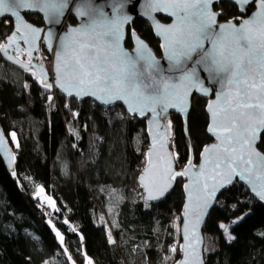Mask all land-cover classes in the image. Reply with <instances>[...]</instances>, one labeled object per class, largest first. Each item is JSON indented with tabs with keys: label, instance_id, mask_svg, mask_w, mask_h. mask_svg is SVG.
<instances>
[{
	"label": "trees",
	"instance_id": "obj_1",
	"mask_svg": "<svg viewBox=\"0 0 264 264\" xmlns=\"http://www.w3.org/2000/svg\"><path fill=\"white\" fill-rule=\"evenodd\" d=\"M219 9L221 20L240 15L230 3ZM32 22L44 25L38 15ZM132 28L160 53L146 22L137 19L128 31ZM12 30V23L0 25V44ZM126 46H133L131 39ZM0 61L7 67L0 82V123L16 152L15 174L0 157V264H84L86 257L92 264H175L180 251L171 249L181 238L175 223L182 222L184 178L178 177L172 192L157 204L137 201L132 192L138 187L136 167L149 149L145 122L62 95L60 104L69 108L57 110L52 89L6 64L1 55ZM206 105L194 97L189 138L183 120L172 114L178 169L191 157V146L198 162L212 141ZM260 149L264 152V135ZM39 188L54 201L52 213L41 208ZM220 225L229 227L233 239H225ZM204 233L206 242L209 236L219 240L215 250L205 251L206 264H264V205L243 185L236 183L219 197Z\"/></svg>",
	"mask_w": 264,
	"mask_h": 264
},
{
	"label": "snow or ice",
	"instance_id": "obj_2",
	"mask_svg": "<svg viewBox=\"0 0 264 264\" xmlns=\"http://www.w3.org/2000/svg\"><path fill=\"white\" fill-rule=\"evenodd\" d=\"M215 3L218 0H143L140 6L144 15L152 18L153 14L161 13L173 18L168 25L154 22L155 34L162 38L159 47L167 68L161 66V60L134 30H126L131 19L126 9L137 7L134 0H115L110 5L111 18L102 6L77 5L75 14L87 17V22L69 27L58 37L55 78L52 82L40 79L46 90H51L55 83L69 96L84 94L103 103L121 101L127 112L140 117L151 113L153 119L161 116L167 119L165 113L169 108L186 112L193 90L204 95L214 91L205 87L202 73L207 74V80L220 85L214 100L207 104L210 122L206 132L215 142L202 148L199 154L202 163L197 167L193 157H189L186 165L176 170L173 161L179 159L178 153L165 152L162 163L155 165L150 151L147 167L139 177L141 187L148 193L146 203L165 197L178 177H188L189 182L184 185L188 199L184 206L185 239L190 228L195 231L217 193L237 180L264 201V153L256 147L261 143L259 133L264 131V0H232L246 16L239 24L236 19L217 24L223 13L212 11ZM248 5L258 10L248 16ZM69 6L70 0H0V23L5 16L16 18L10 21L14 29L10 42L15 43L19 35L31 45L39 30L22 21L17 26L18 10L38 9L51 23L59 25ZM21 27L26 32L22 33ZM53 37L52 30L43 37L46 50L51 49ZM126 39L132 40L131 51L123 46ZM0 51L7 54L5 45L0 44ZM16 51L15 58L7 59L24 68L31 66L33 49H28L27 64L19 59V46ZM167 127L171 129V120ZM10 135L15 140L16 134ZM49 204L54 207V201L49 200ZM220 227L228 231L225 225ZM56 235L63 243L60 232ZM171 251L176 252V247ZM87 264L92 261L88 259Z\"/></svg>",
	"mask_w": 264,
	"mask_h": 264
},
{
	"label": "water",
	"instance_id": "obj_3",
	"mask_svg": "<svg viewBox=\"0 0 264 264\" xmlns=\"http://www.w3.org/2000/svg\"><path fill=\"white\" fill-rule=\"evenodd\" d=\"M134 2L137 3V7L135 9H131V8L126 9V11H129L131 13V19H130L128 25H126V30L128 31L129 28L133 26V23L135 20H137V19L143 20L144 22H146L151 27V29L154 33V36L159 41V43H162V38L158 37L155 34L154 22L159 21L162 24L168 25V24L173 22V18L167 17L161 13H155V14H153V17L150 18V17L143 14L144 9L140 6L143 4V0H134ZM222 2H229L233 5H235L234 3H232V0H218V3H215L211 6L212 11L219 12V11H216L215 6L219 5ZM113 3H115V0H70V6H69V8L65 9L64 14L60 17L61 24H59V25L51 23L49 18L46 17L44 13L39 12L38 9H36V10L19 9L18 11L20 12V20L16 21L17 26H19V24L22 21L25 24H29L32 27L37 28L39 30V33L35 37L34 43L31 45L25 43L19 35L17 36L16 42L12 43V42H10L9 37L13 34V31H14V29H13L11 34L6 38V40L3 44L6 47V53L7 54L5 55L4 51H0V55L6 64L16 68L17 70L31 74V75L33 73H35V75H32L35 81H38L40 83V79L43 78V79H47L49 82H52L55 78V54H56V51L59 50V39H58V37L60 35L64 34V31L67 30L69 27H80L82 24L86 23L87 19H88L87 17H80V16L76 15L75 14V7L77 5H81V4H91L94 7L102 6L104 11H106L109 14V18H111L110 5H112ZM243 6L244 5H241V7H243ZM257 10H258L257 7H255L253 5H248V16H250L251 13H253ZM240 14H241V12H240ZM27 15H38V16H40L43 19L44 25L41 27L35 25L34 23H32L31 21H29L27 19ZM220 16H218V18H217V24L225 23V22H220ZM70 17H72L76 20L75 24L71 23ZM244 18H246V16L241 14V17L236 20L237 24H239V22ZM3 19L4 20H6V19L15 20L16 18H13L10 16H5ZM48 30H52L54 32V37L52 40V47H51V49H48L50 53L54 54V68H53L52 74L47 71L43 62L38 60L40 43L42 40H44L43 37L47 35ZM131 30H134L135 34L138 37L142 38L143 41L148 45V47L151 49V51L155 54L156 58L161 60V66L164 68H167V62L163 58V50L161 49V55H159L156 52V50L148 43V41H146L134 28H132ZM20 31L23 33V32H26V29L21 27ZM126 41H127V39L123 42V46L125 47V49L131 51L133 49V46L131 48L127 47ZM17 46H19V48L21 49V52L19 53V59L24 64H27L28 60L30 59L28 56L29 47H31L33 49L32 57H31V66L24 68L20 64H16L14 62V60H8L7 59L8 56H13L14 58L17 56V51H16ZM22 55H25L27 57V60H24L22 58ZM206 76H207L206 73H202V75H201V79L205 80V87H207L209 89H213L214 91L210 92L208 95H204L202 91L193 90L190 93V96L188 97V100H187V103L185 106L186 112H181V111H178L177 109L169 108L167 110V113H165V115L167 116V119H164L163 116L153 119V115L151 113H147L144 117H140L138 114L129 113L126 111V105L121 101H117V102H113V103H103L101 101L95 100L91 96L84 95V94L77 96L74 93L72 96H69L66 92H62L61 90H59L58 86L55 83L53 84L52 90L55 89L58 93H60V95L64 96L68 100L74 99L77 102H84V101L90 100L94 104H96L97 106L104 108V109L114 108L117 105H122L124 107L126 113L130 117L136 118L139 121H144L146 124V131H147V136L149 139V149H148V152L146 154V159H145L146 167H147V161L149 159L148 153L150 151L152 152V155H151L152 162L155 165H160L162 163V159L165 156V152H170V153L175 155L174 149L172 147L173 138H174V135L172 132V128H173L172 114L179 116L183 120L184 132H185L186 137L189 138L188 120H189V116L191 114V109H192L194 97H198V98H202V99L206 100L207 104L210 101L214 100L215 91L219 90L220 85L218 83H213V82L207 80ZM158 111H159V109H158ZM206 112L208 114L209 122H210V113L207 111V105H206ZM168 120H171V129H168V127H167ZM0 134H2V135H0V157H1L4 165L6 166L7 170L10 173L15 174L16 173V152H15L14 146L10 142V139L7 137L5 131L2 129L1 123H0ZM263 135H264V131H261L259 133L260 140H262ZM208 136L212 139V141L208 144V145H210V144L214 143L215 140L212 136H210V134H208ZM153 137L156 138L155 139V147H153V144H154ZM161 144H163L164 147H161ZM256 147H258V149L261 151V153H264L260 149V144L256 145ZM191 157H193V163L195 165H197V167L202 163L200 156H199V161L195 162L194 152H193L192 146H191ZM173 164H174V167L176 168V170H181V169H178V167H177V160H174ZM140 175H139V177H140ZM139 177H138V186L143 190L144 202H145L148 193L144 188L141 187V182L139 180ZM183 178L185 180V184H187L189 182L188 177L186 176ZM236 183L243 185L244 187H246L249 190L248 186L243 184L242 182L237 180L234 184H236ZM175 184H176V181L173 182L172 188L169 190V192L162 199L152 200V201H148L147 203L146 202L145 203L146 204H157V203L162 202L172 192L173 188L175 187ZM234 184L228 186L225 189H221V191L217 193L215 200L213 201L211 207L207 210L205 216L203 217V219L201 220L199 225L195 228V231L193 232L191 230V228L189 229V235H188L187 239H185V237L182 234L184 223L186 221V217L184 215V207H183L181 231H180L181 243H180V247H179L180 257L175 264H183V262L186 260L189 262V264H206V254H205L206 239H205V233H204L205 225H206L207 220H208L213 208L215 207L219 197L228 188H230ZM250 193L252 194V196L255 199H257L261 204L264 205V201L259 200V198L256 197L251 191H250ZM184 196H185V201H184V206H185V204L188 202L187 192H186L185 188H184ZM191 218L194 220L195 216H192Z\"/></svg>",
	"mask_w": 264,
	"mask_h": 264
},
{
	"label": "built area",
	"instance_id": "obj_4",
	"mask_svg": "<svg viewBox=\"0 0 264 264\" xmlns=\"http://www.w3.org/2000/svg\"><path fill=\"white\" fill-rule=\"evenodd\" d=\"M9 21V20H8ZM39 57L41 59V61L43 62L44 66L46 67L47 71L49 73H53V68H54V54L53 53H50L49 50L47 49L46 50V42L44 40L41 41L40 43V48H39ZM54 91V96L55 98L57 99V110H68V105L67 104H60V93H58L55 89L53 90ZM110 109H112L113 111L119 113V114H123V113H126L124 107L122 105H117L116 107L114 108H109V109H105L108 114L110 113ZM76 113H78V111H75ZM106 113V114H107ZM69 125V122H66V126ZM146 167V162L144 163H140L137 165L136 167V170L137 172L139 173V175L143 172V170L145 169ZM133 192V196L134 198L137 200V201H144V193H143V190L138 186L137 188H134L132 190ZM42 205L45 207V211L47 213H52L53 210L52 208L49 206L47 200H43L42 201ZM176 249L178 248L179 249V245H175Z\"/></svg>",
	"mask_w": 264,
	"mask_h": 264
},
{
	"label": "rangeland",
	"instance_id": "obj_5",
	"mask_svg": "<svg viewBox=\"0 0 264 264\" xmlns=\"http://www.w3.org/2000/svg\"><path fill=\"white\" fill-rule=\"evenodd\" d=\"M6 74H7V67H6V66L0 61V82H1V80L3 79V75H6ZM11 138H12V137H11ZM12 140H13V139H12ZM13 142H14L15 146H17V142H18V141H17V137L15 138V140H13ZM36 197L41 198V199H40V200H41V208L44 209V210H45V207L42 205V201L45 199V200H47L48 204H49V200L53 201L50 197H48V196L44 193L43 189H42V191H41V188H39V189L37 190ZM54 205H55V204H54ZM49 206L52 208V210H54V208H53L52 205L49 204ZM226 227H227L228 231L225 232V229H224V228H223V230H224V234H225L224 237H225V239L227 240L229 236L233 237V235H232L231 232L229 231V227H228V226H226ZM180 231H181V225H179V223L176 222V223H175V234L177 235V238H178V234L180 233ZM228 240H229V239H228ZM180 243H181V238H180V240L177 242V245L180 246ZM218 246H219V240L217 239V237H216V238H214V237H212V236L207 237V242H206V247H205V251H206V253L215 250ZM87 262H88V258L85 259L84 264H87ZM74 264H76V263H74Z\"/></svg>",
	"mask_w": 264,
	"mask_h": 264
},
{
	"label": "flooded vegetation",
	"instance_id": "obj_6",
	"mask_svg": "<svg viewBox=\"0 0 264 264\" xmlns=\"http://www.w3.org/2000/svg\"><path fill=\"white\" fill-rule=\"evenodd\" d=\"M223 3H229V2H222V3H220L219 5H216L215 6V9H216V11H219V12H222L219 8H220V6H221V4H223ZM231 4V3H230ZM233 5V4H232ZM233 6H235V5H233ZM236 7V6H235ZM237 8V7H236ZM238 9V8H237ZM239 14H240V11H239ZM221 17H222V15L220 16V22H226V21H228V20H221ZM241 17V14L237 17V18H240ZM237 18H235L236 20H237ZM27 19L29 20V21H31L32 22V20H33V15H27ZM9 20V21H8ZM10 21H12L11 19H6V20H4V22L3 23H1L0 25H3L5 22L7 23V24H11V22ZM33 23V22H32ZM43 26V25H42ZM41 27V26H40ZM130 29V28H129ZM159 55H161V48H160V53H158ZM22 58L24 59V60H27V57L25 56V55H22ZM38 60H40V57H39V55H38ZM41 61V60H40Z\"/></svg>",
	"mask_w": 264,
	"mask_h": 264
},
{
	"label": "bare ground",
	"instance_id": "obj_7",
	"mask_svg": "<svg viewBox=\"0 0 264 264\" xmlns=\"http://www.w3.org/2000/svg\"><path fill=\"white\" fill-rule=\"evenodd\" d=\"M41 60V59H40Z\"/></svg>",
	"mask_w": 264,
	"mask_h": 264
}]
</instances>
